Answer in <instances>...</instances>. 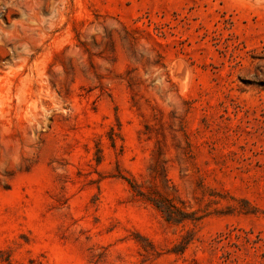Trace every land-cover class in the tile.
<instances>
[{
	"label": "rangeland",
	"instance_id": "obj_1",
	"mask_svg": "<svg viewBox=\"0 0 264 264\" xmlns=\"http://www.w3.org/2000/svg\"><path fill=\"white\" fill-rule=\"evenodd\" d=\"M0 264H264V0H0Z\"/></svg>",
	"mask_w": 264,
	"mask_h": 264
},
{
	"label": "trees",
	"instance_id": "obj_2",
	"mask_svg": "<svg viewBox=\"0 0 264 264\" xmlns=\"http://www.w3.org/2000/svg\"><path fill=\"white\" fill-rule=\"evenodd\" d=\"M158 207H160V206H158Z\"/></svg>",
	"mask_w": 264,
	"mask_h": 264
},
{
	"label": "bare ground",
	"instance_id": "obj_3",
	"mask_svg": "<svg viewBox=\"0 0 264 264\" xmlns=\"http://www.w3.org/2000/svg\"><path fill=\"white\" fill-rule=\"evenodd\" d=\"M186 79V78H185Z\"/></svg>",
	"mask_w": 264,
	"mask_h": 264
}]
</instances>
